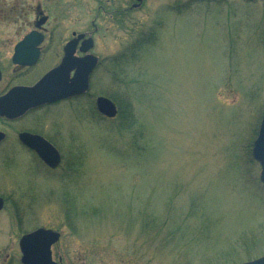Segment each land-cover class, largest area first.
Segmentation results:
<instances>
[{
  "label": "rangeland",
  "instance_id": "obj_1",
  "mask_svg": "<svg viewBox=\"0 0 264 264\" xmlns=\"http://www.w3.org/2000/svg\"><path fill=\"white\" fill-rule=\"evenodd\" d=\"M39 2L61 29L54 43L70 38L63 27L91 37L101 13L97 51L116 65L108 73L104 62L92 94L113 100L118 116L92 115L86 100L79 123L77 107L36 114L48 129L82 135L78 165L76 150L62 147L64 178L52 176L42 190H31L27 168L17 182L11 137L0 149V195L11 199L0 215V264L12 254L19 262L18 241L43 224L61 231L53 252L64 264L264 257V185L253 158L264 116V0H144L125 28L112 22L121 6L113 0H0L8 69L5 45L32 28ZM51 64L41 63L36 79Z\"/></svg>",
  "mask_w": 264,
  "mask_h": 264
},
{
  "label": "flooded vegetation",
  "instance_id": "obj_2",
  "mask_svg": "<svg viewBox=\"0 0 264 264\" xmlns=\"http://www.w3.org/2000/svg\"><path fill=\"white\" fill-rule=\"evenodd\" d=\"M122 2L123 1L120 0L118 1L113 0V3L119 4L121 6L118 8H116V6H113L114 10L112 11L113 12L112 22H114L115 24L117 23L118 26L125 28L127 26L128 19L131 16L132 11L139 9L143 3L140 4L138 7H135V2L133 0H127L123 4ZM100 15L101 13L98 14L97 18H95V20L98 21V25L93 19V23H92L93 32L91 37L87 36V32L84 33L76 28L71 29L69 27H63L62 30L64 32L66 31L65 33L67 34H70V38H67L63 43H54L55 36L57 32L60 31L61 29L51 28V16L50 14H48L45 4L43 5V3H40L36 6V17L31 24L32 28L29 29L28 32L24 33L23 38H21L17 43L13 45L12 44L5 45L6 49L8 48L9 50V47L11 48L9 50L11 51V55L9 54V56L6 57L7 62L11 66L10 69H8L0 63V72H1L0 100L5 98L13 89L34 87L48 73L57 69L62 64L66 56V48L69 47V44L73 40L78 39L80 35H85L86 39L91 38L93 39L94 42L92 49H90L89 52L84 53L83 52V48L85 47L83 43L84 39L80 40L74 46L75 49L72 55V59L76 61L83 60L87 56H92L97 59L96 67L94 68L89 79L90 88L86 94L68 100L57 101L51 105H46L37 109L28 110L23 115L14 119L8 118L7 116H3L2 113L6 111V109L4 108V106L0 108V136L1 135L4 136L3 140L0 142V149L4 147V145L10 140L11 137L12 151L10 153L12 154V161H14V165H15L14 169L17 175V182H22L21 177L24 174L25 169L27 168V170L30 171V175L34 179L32 182L27 183L29 186H31V190L36 188L42 190L43 188L46 187L47 184L51 183L52 176L58 177L57 175L61 174L60 179L62 180L64 178L63 175H65V173L63 171H65L66 160L62 147H64L66 151H68L67 149L68 147H70L71 150L69 153L71 154V156L74 153L73 151L76 150L75 156H73L70 160H71V164L78 165L79 156L77 149L79 148L80 142H82V135L81 133H78V131L73 132L72 130H69L67 128L63 130L60 124H56L53 126V128L48 129L47 125H45L41 120H37L35 115L44 111H49L50 109H58L62 106L65 107L72 106L73 108L77 107L78 115L76 113L75 118L77 120V123H79L80 118L83 119V112H84L83 101L85 100L87 103L86 110L92 115H94L95 113L99 115V112L97 111L96 108V101L101 96H95L94 94H92V87H93L92 80L100 72V69L101 70L104 69L102 67L105 61L109 63L107 70L105 69V71L108 73L115 72L114 66L116 65L115 57H110V58H106V60H103L101 59V56L97 51L98 45L94 36L101 31L99 25ZM44 18H47L46 22L39 27L38 24ZM34 33L38 34L42 38V42L36 46H34L35 44H26L20 48V51L18 53L17 48L19 47L20 43L26 37ZM129 48H131V46H129ZM36 52H38V58L35 63L30 64ZM127 52H128V47L125 48L123 52L125 58L127 57ZM15 61L17 62L15 63ZM43 62L44 63L47 62L48 64L52 62V64L50 66H47L43 70L41 75L38 76V79H36L35 71L38 68V66ZM75 72L76 70L74 69L69 73L70 79L74 78ZM1 105H4V101L3 103H1ZM31 137L40 138V141L31 139V141L29 140L31 144L25 142L27 141L26 140L27 138L29 139ZM43 142H47L51 146H53L57 150L60 156V162L54 168L49 166L46 163V161L40 156L39 152L32 147V145H36V144L42 146ZM69 169L71 171L73 170L72 167L71 168L69 167ZM0 199L3 202L2 209L0 210V215H2L5 212L8 213L11 199H9L6 196H3L2 194L0 195ZM14 206H16V209L14 207L15 216L12 215V217H15V219L16 217L20 218L18 214L19 212L17 207L18 205L15 204ZM39 229L53 230L51 226L43 224L42 226L30 232L24 233L22 237L27 234H31ZM54 231L60 233V240L52 248L53 260L58 264H64L62 257H59L58 260H55L54 258L53 249L57 247L62 242L63 239V235L61 231L58 230H54ZM20 240L18 241V247ZM17 260L18 259L14 257V255L12 254L11 256L7 257L6 264H13L15 262L21 264V262L20 261L17 262Z\"/></svg>",
  "mask_w": 264,
  "mask_h": 264
},
{
  "label": "water",
  "instance_id": "obj_3",
  "mask_svg": "<svg viewBox=\"0 0 264 264\" xmlns=\"http://www.w3.org/2000/svg\"><path fill=\"white\" fill-rule=\"evenodd\" d=\"M138 7L143 0H135ZM209 2H216L218 0H205ZM44 18L38 26L46 22ZM85 35H80L78 39L73 40L69 47L66 48V56L62 64L55 70L48 73L32 88H16L13 89L5 98L0 100V108L4 106L6 111L2 113L3 116L8 118H17L31 109H37L46 105H51L57 101L68 100L76 98L89 91V79L96 67L97 59L92 56H87L83 60H73L74 46L82 39H84L83 52L87 53L93 47V39H85ZM42 38L34 33L26 37L17 48L19 53L20 48L26 44L39 45ZM38 52H36L30 64L36 62ZM16 59V57H15ZM17 61H15L16 63ZM76 70L73 79L69 78V73ZM1 80V72H0ZM4 105H1L3 103ZM98 112L109 118L113 119L117 116L118 110L113 101L105 97H99L96 102ZM26 136V135H25ZM23 136V137H25ZM4 136H0V142ZM31 139L39 140L40 138H27L25 142L31 144ZM24 140V139H23ZM30 140V141H29ZM44 143V144H43ZM42 146L32 145L40 156L51 167H56L60 162V156L57 150L47 142H43ZM253 158L261 167L260 181L264 184V116L261 121L258 137L254 143ZM2 200L0 199V210L2 209ZM60 240V234L52 231L39 229L31 234L24 236L20 240V251L22 254L21 264H57L53 260L52 247ZM245 264H264V257L248 262Z\"/></svg>",
  "mask_w": 264,
  "mask_h": 264
},
{
  "label": "trees",
  "instance_id": "obj_4",
  "mask_svg": "<svg viewBox=\"0 0 264 264\" xmlns=\"http://www.w3.org/2000/svg\"><path fill=\"white\" fill-rule=\"evenodd\" d=\"M155 36V35H154Z\"/></svg>",
  "mask_w": 264,
  "mask_h": 264
}]
</instances>
